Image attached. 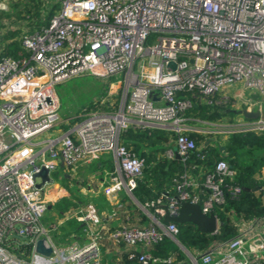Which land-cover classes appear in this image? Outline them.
I'll return each instance as SVG.
<instances>
[{
  "label": "built area",
  "instance_id": "obj_1",
  "mask_svg": "<svg viewBox=\"0 0 264 264\" xmlns=\"http://www.w3.org/2000/svg\"><path fill=\"white\" fill-rule=\"evenodd\" d=\"M44 1L57 5L49 23L23 32L18 57H0V264H102L96 206L88 203L77 216L91 223L89 242L59 247L52 237L56 225L43 222L48 182L38 186L41 178L35 174L42 167L52 173L60 159L75 170L81 162L110 152L118 169L105 192H131L146 162L123 142L122 134L129 128L173 133L185 160L197 147L189 133L201 130L187 115L197 95L187 97L183 91H196L207 103L234 85L264 96V0ZM120 73L126 81L118 97L110 91L99 108L62 115L58 85ZM238 95L244 99V93ZM245 103L250 111L259 105V116L229 121L227 130L220 126L217 132L264 133L262 104L250 98ZM57 127L62 129L56 131ZM235 175L226 159L206 174L209 196L201 206L205 213L212 211V203L223 202V185ZM195 185L176 180L177 195L167 202L158 198L147 203L159 216L156 225H124L110 237L123 242L130 258L137 256L141 264H173V256L152 252L165 237L177 238L179 233L175 222L160 219L177 214L182 202L199 203V192L192 191ZM228 191L237 195L242 186L232 184ZM234 225L233 237L189 253L194 264H264V214L238 218ZM42 238L52 248L50 256L36 250Z\"/></svg>",
  "mask_w": 264,
  "mask_h": 264
},
{
  "label": "trees",
  "instance_id": "obj_2",
  "mask_svg": "<svg viewBox=\"0 0 264 264\" xmlns=\"http://www.w3.org/2000/svg\"><path fill=\"white\" fill-rule=\"evenodd\" d=\"M56 9L57 5L44 0H23L12 6L14 15L24 20L30 31L48 24ZM6 14L9 13L6 12ZM19 31L23 32L22 27L17 28V31H10L8 35L10 42L5 45L0 57H18L19 53L23 51L22 37H18ZM182 94L187 97H192L193 94L197 95L192 98L194 104L187 112L190 118L189 122H193L191 118L194 117L209 121H218L225 118L227 108L222 109L223 106H220V104L228 101L223 99L218 101L215 96L212 103H207L205 97L192 90H185ZM189 135L194 138L197 147L189 152L185 160H170L165 156V151H167L171 145L169 144L170 141L174 138V134L165 129L153 127L129 128L122 134V140L137 155L145 159L146 165L142 176L137 181L135 191L137 195L144 192L150 201L158 198L167 201L170 197L175 196L171 193L166 194L161 188H164L165 184L170 186L175 183L176 171L182 174L194 164H205L208 167L206 172L208 174L215 170V165L219 160L226 159L236 170L234 178L227 179L223 185L225 191L223 202L212 203L211 206L212 211L223 222L218 232L204 233L198 231L196 225L192 222H175L179 227L177 238L183 245L189 249L205 251L215 240H226L233 237L236 234L234 222L238 218L264 214L262 190L264 179L261 177V170L264 168V133H230L225 141L223 152L219 149L214 150L212 146H206V148L200 150L199 143L205 135L200 132H190ZM232 184L241 185L242 191L237 195H233L228 191V187ZM258 186L261 188L257 189ZM198 192L200 196L199 204L203 206L209 196V191L204 187V180ZM174 251L182 254L178 245L167 237L152 249L155 255L161 257H168Z\"/></svg>",
  "mask_w": 264,
  "mask_h": 264
},
{
  "label": "crops",
  "instance_id": "obj_3",
  "mask_svg": "<svg viewBox=\"0 0 264 264\" xmlns=\"http://www.w3.org/2000/svg\"><path fill=\"white\" fill-rule=\"evenodd\" d=\"M110 86L111 91L114 92V86L119 85L115 82H109ZM223 97L221 92L216 95L217 100H221ZM62 115L65 118L74 116V114L65 113V111H62ZM195 118H198L197 121H207L203 118ZM195 118H191V120L194 121ZM63 128H68V125H63ZM60 129L62 128L59 127L58 130ZM169 144L171 145L167 151L172 149L174 154L169 156L167 151H165V156L170 160H181L182 157H180L177 151L176 143L171 140ZM199 144L200 150L206 148V146H212L214 150L219 149L223 152L225 148V141L220 142L218 139L210 136H205ZM117 169V159L110 152L103 153L97 159L81 162L75 170L67 167L63 160L60 159L57 168L51 173L53 181L45 187L48 209L43 222L48 226L51 224L56 225V229L52 232V237L59 247H67L74 243L82 246L90 240L87 229L91 223L90 221H81L77 216L80 209L84 208L88 203H93L101 218L100 223L96 226V229L103 236L100 249L101 263L141 264L137 256L130 258L129 250L123 242L115 241L110 236L117 228L124 225H156V218H159V216H156L154 208L147 204L150 200L147 199L144 192H140V195H137L135 189L130 192L126 188H122L112 194L105 192V188L111 182ZM207 171L208 167L205 164H194L182 174L176 171L175 183L170 186L165 184L164 188L161 189L166 194L171 193L172 195H176V179H188L198 186L197 188H192V191H198ZM163 218L160 221L167 223ZM167 238L178 245L182 251V254L178 251L170 254L175 259L173 264H194L189 253L195 254L198 250L189 249L184 245L187 248L186 251V249L181 248L178 244V238L170 236H167Z\"/></svg>",
  "mask_w": 264,
  "mask_h": 264
},
{
  "label": "rangeland",
  "instance_id": "obj_4",
  "mask_svg": "<svg viewBox=\"0 0 264 264\" xmlns=\"http://www.w3.org/2000/svg\"><path fill=\"white\" fill-rule=\"evenodd\" d=\"M23 1V0H0V53L3 51L5 45L10 42L8 35L10 31H17V28L22 27L23 32L28 30L27 23L20 17L14 15L12 11L13 4ZM9 13V14H6ZM14 16V17H13ZM23 32L19 31L18 37L22 36ZM115 82L119 86H114L113 96L118 97L122 92L123 87H125V74L120 73L114 75L109 79H99L91 76L78 77L72 79L66 83L60 84L57 86V91L59 93L62 111L65 113H72L74 115L78 114L85 109H96L99 108V101L103 98H107L110 95L111 86L109 87V82ZM240 85H234L232 87L223 88L221 93L223 96L230 95L233 99H230L227 103L220 104L223 106L222 109H226L225 118L218 121H197L198 118H195L192 126L196 129L201 130L200 133H203L205 136H210L221 141H226L228 134L226 132H217L220 130V126L227 130V124L229 121H238V120H248L242 112L244 109L249 107L245 103L247 98H250L253 102L261 103L264 108V96L255 91H244L241 90ZM244 93V99L239 98V93ZM254 111L256 112L260 107L259 105H253ZM80 109V110H79ZM264 112V111H263ZM200 118V117H199ZM190 119V118H189ZM229 122V123H228ZM59 127L56 128L58 131ZM206 131V132H203ZM51 132V131H50ZM48 132L46 135H49Z\"/></svg>",
  "mask_w": 264,
  "mask_h": 264
},
{
  "label": "water",
  "instance_id": "obj_5",
  "mask_svg": "<svg viewBox=\"0 0 264 264\" xmlns=\"http://www.w3.org/2000/svg\"><path fill=\"white\" fill-rule=\"evenodd\" d=\"M247 118H256L259 116L258 111H250L248 109H244L242 112ZM181 157V156H180ZM35 177H40L41 182L38 183V186L44 185L46 182L50 183L53 181L50 170L46 167H42L41 171L35 174ZM261 187L258 186L257 189ZM165 222H177V223H185L192 222L196 225L197 230L204 233H214L218 231L219 227L222 225V221L219 220L217 215L210 211L209 213H205L199 203H192L189 201H185L181 203L179 212L175 215H171L167 213L164 216ZM178 244L181 248H187L178 241ZM36 250L44 255L50 256L52 254V248L45 246V239L42 238L37 242Z\"/></svg>",
  "mask_w": 264,
  "mask_h": 264
}]
</instances>
